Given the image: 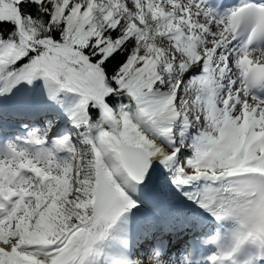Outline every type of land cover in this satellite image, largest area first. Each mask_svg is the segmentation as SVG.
<instances>
[{
	"label": "snow or ice",
	"instance_id": "snow-or-ice-1",
	"mask_svg": "<svg viewBox=\"0 0 264 264\" xmlns=\"http://www.w3.org/2000/svg\"><path fill=\"white\" fill-rule=\"evenodd\" d=\"M0 264H264V0H0Z\"/></svg>",
	"mask_w": 264,
	"mask_h": 264
}]
</instances>
